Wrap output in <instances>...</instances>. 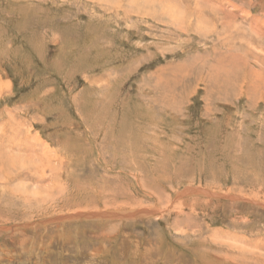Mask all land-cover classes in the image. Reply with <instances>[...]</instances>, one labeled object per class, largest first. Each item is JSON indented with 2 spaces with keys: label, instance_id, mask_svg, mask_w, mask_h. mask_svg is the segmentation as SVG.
Instances as JSON below:
<instances>
[{
  "label": "rangeland",
  "instance_id": "1",
  "mask_svg": "<svg viewBox=\"0 0 264 264\" xmlns=\"http://www.w3.org/2000/svg\"><path fill=\"white\" fill-rule=\"evenodd\" d=\"M0 264H264V0H0Z\"/></svg>",
  "mask_w": 264,
  "mask_h": 264
}]
</instances>
